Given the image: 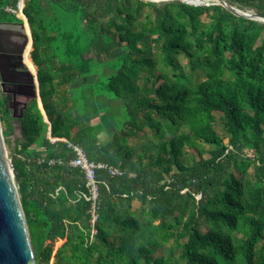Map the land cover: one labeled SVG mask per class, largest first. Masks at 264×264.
I'll return each mask as SVG.
<instances>
[{"label": "trees", "instance_id": "trees-1", "mask_svg": "<svg viewBox=\"0 0 264 264\" xmlns=\"http://www.w3.org/2000/svg\"><path fill=\"white\" fill-rule=\"evenodd\" d=\"M226 1L264 17V0ZM19 2L0 0V22L25 18ZM23 11L48 122L31 99L11 147L1 96L0 120L36 264H264V22L182 0ZM112 98L121 117L96 103ZM63 139L122 172L97 171L94 225Z\"/></svg>", "mask_w": 264, "mask_h": 264}, {"label": "water", "instance_id": "water-1", "mask_svg": "<svg viewBox=\"0 0 264 264\" xmlns=\"http://www.w3.org/2000/svg\"><path fill=\"white\" fill-rule=\"evenodd\" d=\"M20 9L25 18H21L20 22H0V71L2 74V81H9L5 77L4 70L7 67L3 64V59L11 60L16 58L21 60L25 68V74L29 77L27 83L19 82L20 85L28 86L32 89L33 93L31 99H36L48 122V118L43 106L40 96V81L37 73L34 76L24 63L25 51L28 47L29 38L25 32V20L30 30V42L33 48L34 42L32 40V29L28 18L26 17L23 9ZM152 2H164L171 0H146ZM188 4L193 5H210L211 3L222 4L231 12L238 16L249 19H256L264 22V17L258 15L253 11H243L236 6L230 5L226 0H214L209 2H195L192 0H182ZM20 8V3L18 4ZM33 50V49H32ZM34 62V61H33ZM36 65V64H35ZM17 83V82H16ZM23 86V87H25ZM21 103V102H20ZM21 109L22 117L23 110L27 108L28 101L22 102ZM21 130V126H20ZM50 133V132H49ZM0 264H36V257L32 246L28 225L19 194V180L17 171L14 168L13 160L9 159L6 149V142L4 139L3 129L0 120Z\"/></svg>", "mask_w": 264, "mask_h": 264}, {"label": "flooded vegetation", "instance_id": "flooded-vegetation-1", "mask_svg": "<svg viewBox=\"0 0 264 264\" xmlns=\"http://www.w3.org/2000/svg\"><path fill=\"white\" fill-rule=\"evenodd\" d=\"M31 47V43L29 46V50ZM29 51L27 49L24 55V63L30 70L32 71V67H35L34 64L29 59ZM30 63V64H29ZM3 64L7 67V70H4L5 77L9 81H2V74L0 71V96L4 98L6 105L10 112L12 113L14 123H17L18 117L21 114V109L23 107V103L25 101H30V96L32 95L33 91L28 86L23 87L22 85L18 84L19 82L27 83L29 77L24 73L25 68L21 60L12 58L11 60L3 59ZM32 73V72H31ZM37 73V70L35 74ZM17 82V83H16ZM21 102V103H20ZM18 124V123H17Z\"/></svg>", "mask_w": 264, "mask_h": 264}, {"label": "built area", "instance_id": "built-area-1", "mask_svg": "<svg viewBox=\"0 0 264 264\" xmlns=\"http://www.w3.org/2000/svg\"><path fill=\"white\" fill-rule=\"evenodd\" d=\"M20 3V2H19ZM9 11H13L11 8H8ZM60 139H53L51 138L52 142H56ZM64 141L67 142V145L69 148H71L75 153H76V157L73 158L70 161V165L72 167L75 168H80L84 173H85V177L87 180V186L90 190V196H86L87 200H91L93 201V206H92V220L91 223L92 225H94L95 221L97 220V215L95 213V203L96 200L98 198V191H99V184L97 181V171L99 169H106L109 171V173L111 175H120L122 174V172L114 167H110L105 163L102 162H92L88 159L86 153L84 152V150L82 149V147H80L79 145H74L70 142H68L66 139H63ZM57 160H51L50 164H55ZM61 163V161H59ZM97 233V230L93 227L92 228V234L95 235Z\"/></svg>", "mask_w": 264, "mask_h": 264}, {"label": "rangeland", "instance_id": "rangeland-1", "mask_svg": "<svg viewBox=\"0 0 264 264\" xmlns=\"http://www.w3.org/2000/svg\"><path fill=\"white\" fill-rule=\"evenodd\" d=\"M18 11H19V8H18ZM18 11H17V14L19 15ZM110 73H111V71L106 69L105 74H110ZM112 99H115V98H112ZM93 101H96V100L93 99ZM115 102H114L115 105L112 106L111 103H108V102H102L101 100H97L96 101L97 105H100V107H104V108L105 107H109V110H111V111H115L116 110V112H119V114H120L119 116L121 117V115H122V106H121V104L122 103L118 99H115ZM1 125H2V129H4L5 128L4 123L1 122ZM13 126H14V130H13L11 136H10L11 147L15 146V142L21 136L20 126L17 123H14V122H13ZM6 149H7V152H8L9 159L13 160L12 159V151H11L10 148H8L7 144H6ZM134 206L138 207L139 203L138 202H134ZM203 231H206V227L203 228Z\"/></svg>", "mask_w": 264, "mask_h": 264}, {"label": "bare ground", "instance_id": "bare-ground-1", "mask_svg": "<svg viewBox=\"0 0 264 264\" xmlns=\"http://www.w3.org/2000/svg\"><path fill=\"white\" fill-rule=\"evenodd\" d=\"M192 1H195V2H209V1H214V0H192ZM22 6H23V3H22V1L20 2V8H19V11H20V9L22 8ZM25 32H26V34H27V37L29 38V44H28V47H27V52L29 51V46H30V37H29V30H28V27H27V25L25 24ZM30 64V63H29ZM32 69V74L35 76L36 74H35V72H36V68L35 67H32L31 68Z\"/></svg>", "mask_w": 264, "mask_h": 264}]
</instances>
